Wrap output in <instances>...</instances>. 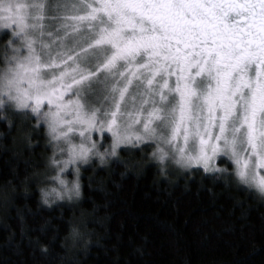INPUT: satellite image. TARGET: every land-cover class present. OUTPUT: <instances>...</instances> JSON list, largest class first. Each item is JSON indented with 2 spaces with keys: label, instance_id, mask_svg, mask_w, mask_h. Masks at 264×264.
Returning a JSON list of instances; mask_svg holds the SVG:
<instances>
[{
  "label": "snow or ice",
  "instance_id": "6c2138e0",
  "mask_svg": "<svg viewBox=\"0 0 264 264\" xmlns=\"http://www.w3.org/2000/svg\"><path fill=\"white\" fill-rule=\"evenodd\" d=\"M0 28L12 36L0 107L30 111L67 152L45 203L79 197L92 156L148 140L184 168L228 156L264 194V0H0ZM105 131L110 153L93 138Z\"/></svg>",
  "mask_w": 264,
  "mask_h": 264
},
{
  "label": "trees",
  "instance_id": "16d2710c",
  "mask_svg": "<svg viewBox=\"0 0 264 264\" xmlns=\"http://www.w3.org/2000/svg\"><path fill=\"white\" fill-rule=\"evenodd\" d=\"M25 112L0 107V264H264V194L230 163L178 171L121 147L80 168L79 197L45 203L50 146Z\"/></svg>",
  "mask_w": 264,
  "mask_h": 264
},
{
  "label": "rangeland",
  "instance_id": "374dc122",
  "mask_svg": "<svg viewBox=\"0 0 264 264\" xmlns=\"http://www.w3.org/2000/svg\"><path fill=\"white\" fill-rule=\"evenodd\" d=\"M47 2L49 4H55L56 3V0H47ZM49 14H51V10H50ZM0 32H7L8 33L9 41L12 39L10 30L0 28ZM9 41H8V43H9ZM17 43H19V41H17ZM6 55H11V48L9 47V45L6 47V51H4V52L1 51L0 52V70H2L4 68V62H5V56ZM87 99L89 100V102H92V101H94L95 97L92 94H89V96L87 97ZM8 108L14 109L15 111H27V110H17L14 107H8ZM28 112L30 113V111H28ZM30 115H32V114L30 113ZM137 128L139 130H142V129H140V126H137ZM43 131H45V134L48 137V142H49L50 151H51L50 156H49V160H48V167L49 168H46V173H45V174H48L47 179L45 181V184H46V186L48 188V190L46 192H51V189L52 188H56L59 191H63V189L58 184V182L53 179V177L57 174L58 169H57V166L56 165H53L51 161H52V158L53 157H55V159H57V160L66 159L67 158V152L65 151L62 154L59 151V148L57 147V143L58 142L52 140L51 135L49 134L46 125H44ZM104 136H107V140L106 141L103 139ZM93 138L96 141H98V151L99 152H104L105 149H107L109 153L111 152V143H112L111 133H108L107 131H105V133L102 135L99 132H94L93 133ZM78 140H79V137L77 135L76 141L78 142ZM59 144H60V146H65L63 144V141L62 140L59 142ZM144 144L148 146V150H150L151 151V154H153V152H154V150L156 148V141L155 140H148V141L141 142L139 144H136V143L122 144V145H120L117 148V154H118L119 149L121 147H128V146L129 147H134V146H141V145H144ZM161 146L162 147H166L164 145H161ZM115 156L110 155V154L109 155H106L104 157V162L107 161V159L114 158ZM154 158L156 159V157H154ZM219 159L220 160L223 159L227 163H230L231 164V169H232L233 173L236 175V173H235V165L233 164L232 160L228 156H225V155H220V156H218L216 158V161H215V169L214 170H211V171H219V170H221L222 167L218 166V160ZM156 160L158 161V163L163 168L165 167V168L174 169V170H178V171L179 170H186V169H188V168H184V167H181L180 165L176 164L174 162V160L172 159L171 156H169L168 158H166L165 161H163V162H160L158 159H156ZM91 161H94V162H97V163H101V161H100V159H99L98 156H92L90 158L89 162H91ZM86 164H80L78 166H79V168H81V167L85 166ZM192 167H201V168H203L202 166H192ZM61 175H62V178H65L68 181V186L71 187V182L76 179L75 174L72 173L71 166H70V168L68 170L65 171V173H63ZM67 198H69V197L67 195H65L62 199H67ZM51 200H58V198H56L55 195L53 194V195H50L48 197V201H51Z\"/></svg>",
  "mask_w": 264,
  "mask_h": 264
}]
</instances>
